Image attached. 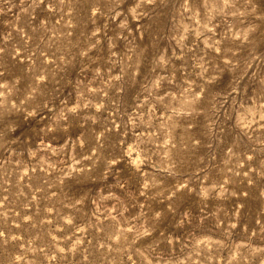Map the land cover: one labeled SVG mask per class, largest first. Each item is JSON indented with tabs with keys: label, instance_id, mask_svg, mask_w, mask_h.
I'll use <instances>...</instances> for the list:
<instances>
[{
	"label": "rangeland",
	"instance_id": "1",
	"mask_svg": "<svg viewBox=\"0 0 264 264\" xmlns=\"http://www.w3.org/2000/svg\"><path fill=\"white\" fill-rule=\"evenodd\" d=\"M0 264H264V0H0Z\"/></svg>",
	"mask_w": 264,
	"mask_h": 264
}]
</instances>
